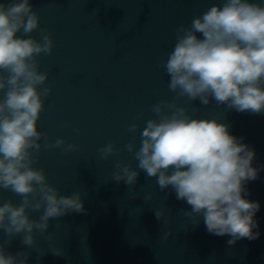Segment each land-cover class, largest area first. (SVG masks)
Returning a JSON list of instances; mask_svg holds the SVG:
<instances>
[{
    "label": "water",
    "instance_id": "water-1",
    "mask_svg": "<svg viewBox=\"0 0 264 264\" xmlns=\"http://www.w3.org/2000/svg\"><path fill=\"white\" fill-rule=\"evenodd\" d=\"M30 2L39 15V27L48 29L54 43L49 56L37 57L39 71L48 73L45 86L52 89L44 98L37 130L50 142L62 138L79 146V151L68 154L42 147L34 167L44 169L60 195L80 191L86 214L51 219L47 232L35 236L34 248L22 246L20 235L8 243L0 231V244L7 253H28L26 264H264V112L238 113L226 105L217 107L215 101L208 106L198 100L178 101L193 118L228 125L230 135L243 137L242 143L255 152L252 166L260 171L256 180L246 184L249 195L244 198L260 205L254 216L258 228L253 230L260 236L241 239L234 246L227 244L230 236L208 234L202 217L199 224L185 217L183 212L191 207L176 199L171 186L161 191L157 178L140 171L133 155L124 149L132 136L128 126L133 122L140 126L135 133L138 149L144 121L157 119L150 107L175 95L159 64L176 42V28L188 26L222 0ZM31 35L38 38V32ZM109 142L124 150L102 160L98 149ZM118 160L139 172L132 191L123 181L111 180ZM144 195L152 199L145 203ZM9 199L18 205L21 197L0 190V202ZM156 210L164 213L161 221L154 215ZM40 214L29 215L38 219ZM169 230L168 240L161 242V235ZM50 247L63 254L54 256Z\"/></svg>",
    "mask_w": 264,
    "mask_h": 264
},
{
    "label": "clouds",
    "instance_id": "clouds-1",
    "mask_svg": "<svg viewBox=\"0 0 264 264\" xmlns=\"http://www.w3.org/2000/svg\"><path fill=\"white\" fill-rule=\"evenodd\" d=\"M33 32H38V38ZM175 34L172 50L159 64L175 95L150 107L157 119L144 121L138 149L135 133L140 126L135 122L128 126L132 136L124 149L133 155L140 171L157 178L161 191L171 186L176 199L191 207L183 212L185 217L195 224L203 218L208 234L230 236L229 246L241 239H258L259 231L253 230L258 228L254 216L260 205L244 198L249 195L246 184L256 180L260 171L252 166L254 150L242 143L243 137L230 135L228 125L193 118L178 101L198 100L202 106L215 101L217 107L226 105L238 113L264 112V0H222L188 26L179 25ZM53 47L48 29L39 27V15L30 0L0 2V190L21 197L18 205L11 199L0 202V231L8 243L20 235L21 245L31 248L36 246L35 236L47 232L51 219L86 214L80 191L60 195L44 169L34 167L42 147L60 149L62 154L79 151L78 145L62 138L50 142L37 130L44 98L52 91L45 86L48 73L39 71L37 57L49 56ZM73 131L79 134V129ZM124 149L109 142L98 153L108 160ZM138 176L131 165L114 163L111 180L123 181L129 191ZM151 199L144 195L145 203ZM30 213L41 214L31 219ZM154 215L161 221L164 213L156 210ZM170 235V230L164 231L160 241ZM50 251L54 256L63 254L56 247ZM28 255H10L0 244V264H26Z\"/></svg>",
    "mask_w": 264,
    "mask_h": 264
}]
</instances>
